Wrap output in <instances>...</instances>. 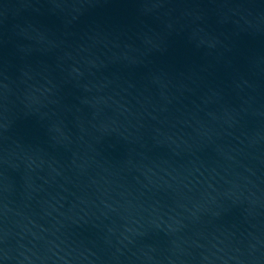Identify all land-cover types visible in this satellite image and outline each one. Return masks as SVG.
Returning a JSON list of instances; mask_svg holds the SVG:
<instances>
[{
	"label": "water",
	"instance_id": "1",
	"mask_svg": "<svg viewBox=\"0 0 264 264\" xmlns=\"http://www.w3.org/2000/svg\"><path fill=\"white\" fill-rule=\"evenodd\" d=\"M0 264H264V0H0Z\"/></svg>",
	"mask_w": 264,
	"mask_h": 264
}]
</instances>
